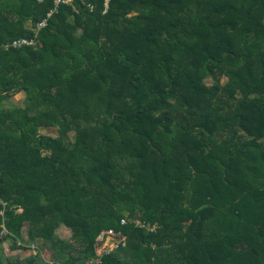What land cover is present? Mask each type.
<instances>
[{
  "label": "trees",
  "instance_id": "1",
  "mask_svg": "<svg viewBox=\"0 0 264 264\" xmlns=\"http://www.w3.org/2000/svg\"><path fill=\"white\" fill-rule=\"evenodd\" d=\"M67 1L0 0V264H264V0Z\"/></svg>",
  "mask_w": 264,
  "mask_h": 264
},
{
  "label": "built area",
  "instance_id": "2",
  "mask_svg": "<svg viewBox=\"0 0 264 264\" xmlns=\"http://www.w3.org/2000/svg\"><path fill=\"white\" fill-rule=\"evenodd\" d=\"M39 1H43V0H39ZM73 0H68L67 2H72ZM111 0H107V4L109 5V2ZM58 2H62V1H58ZM48 25V20H44L42 23L39 24V28H44ZM36 42L34 40H30L28 38L16 41L13 46L15 48H23L24 46H31L34 45ZM126 222L123 221L122 225H125ZM3 235H7L8 231L6 229L3 230L2 232ZM112 238H116L118 239V241H116L115 244V250L120 246H125V237H123L120 234H116L113 231H105L103 232L100 237L97 240V247H96V257H94V259H92L88 264H102V259L104 258V256L109 255L111 252H113L114 250H110V249H105L102 250V245H104L108 239H112ZM111 245V243H110ZM31 251L35 254L36 253V246L35 245H31ZM50 264H60V263H56V262H50Z\"/></svg>",
  "mask_w": 264,
  "mask_h": 264
},
{
  "label": "rangeland",
  "instance_id": "3",
  "mask_svg": "<svg viewBox=\"0 0 264 264\" xmlns=\"http://www.w3.org/2000/svg\"><path fill=\"white\" fill-rule=\"evenodd\" d=\"M24 100H25V97L22 98V95L18 94V95H15L13 98H11L9 103L16 105V106H24ZM41 133L56 135L57 130L56 129H45V130H42ZM57 233L64 240H69L72 235L71 231L67 229L66 227L59 228ZM116 241H118V239L116 238L108 239L107 242L104 245H102V250H105V249L115 250L114 248H115Z\"/></svg>",
  "mask_w": 264,
  "mask_h": 264
},
{
  "label": "crops",
  "instance_id": "4",
  "mask_svg": "<svg viewBox=\"0 0 264 264\" xmlns=\"http://www.w3.org/2000/svg\"><path fill=\"white\" fill-rule=\"evenodd\" d=\"M22 95V98L25 97L26 100V94L25 93H20ZM18 95V94H17ZM24 100V101H25ZM58 234V233H57ZM71 238V237H70ZM3 249L6 255H10L12 253V251L10 250L9 244L8 243H4L3 244ZM9 252V253H8Z\"/></svg>",
  "mask_w": 264,
  "mask_h": 264
}]
</instances>
